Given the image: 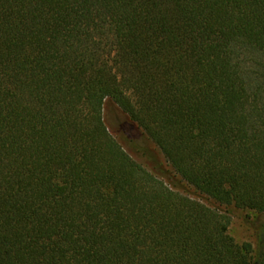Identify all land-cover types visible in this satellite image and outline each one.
Here are the masks:
<instances>
[{
    "label": "trees",
    "instance_id": "16d2710c",
    "mask_svg": "<svg viewBox=\"0 0 264 264\" xmlns=\"http://www.w3.org/2000/svg\"><path fill=\"white\" fill-rule=\"evenodd\" d=\"M220 206L264 216V0H0V264H264Z\"/></svg>",
    "mask_w": 264,
    "mask_h": 264
},
{
    "label": "rangeland",
    "instance_id": "374dc122",
    "mask_svg": "<svg viewBox=\"0 0 264 264\" xmlns=\"http://www.w3.org/2000/svg\"><path fill=\"white\" fill-rule=\"evenodd\" d=\"M102 117L107 130L133 161L148 170H151V165L155 161L157 165L164 167L167 171L173 174V171L167 165L161 153L152 143L146 142L143 138L134 139L133 142L127 140L120 128V125L125 121V116H123L114 106L105 104ZM185 188L189 190L191 194H194L192 189H189L186 186ZM192 197L206 205L212 207L216 206L212 202H207L205 201V198L196 194ZM219 209L228 218V234L232 237L235 243L239 245L242 243H249L255 247L259 231L258 227L260 223L264 221V216L234 206H220Z\"/></svg>",
    "mask_w": 264,
    "mask_h": 264
}]
</instances>
